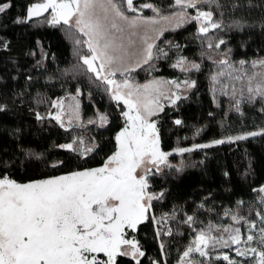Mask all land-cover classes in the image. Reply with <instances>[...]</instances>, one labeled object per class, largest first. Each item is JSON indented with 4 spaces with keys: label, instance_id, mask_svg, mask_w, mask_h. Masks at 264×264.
Returning a JSON list of instances; mask_svg holds the SVG:
<instances>
[{
    "label": "snow or ice",
    "instance_id": "snow-or-ice-1",
    "mask_svg": "<svg viewBox=\"0 0 264 264\" xmlns=\"http://www.w3.org/2000/svg\"><path fill=\"white\" fill-rule=\"evenodd\" d=\"M201 4L210 7L214 4L217 9L225 7L219 0H174L180 11L162 15L161 9L154 4H137L136 0H30L24 6V13L14 22L31 24L35 21L62 28L74 45L76 63L61 74L72 79L86 76L105 86L117 106L123 105L120 115L125 123L115 136V150L99 167L78 168L27 182L12 178L6 174L7 169L0 170V264H142L146 253L136 236L141 225L153 224L158 237L173 235L167 222L175 220L176 210L159 217L153 210V201H163L166 192H156L152 179L166 170L183 172L185 167L183 163L173 165L169 158L173 154L183 156L217 145L264 138L262 127L172 151L161 147L157 127L160 113L169 105L177 110L180 102L187 99L186 93L197 86L190 76L183 80L153 78L142 84L134 80L132 74L138 69L151 66L154 59L168 57L148 34L154 31L158 36L163 35L165 29L155 27L161 20L174 22L175 28L185 23L198 24L197 32L205 38L204 47L218 52L219 59L205 54L217 68L209 76L214 85L213 93L229 96L236 111H240L241 103L264 105V55L255 59H233L228 42L209 35L225 28L224 12L218 13L221 17L218 20L217 13L198 7ZM14 6V0H0V16L7 15ZM227 7L235 11L239 5L234 0ZM143 9H150L155 15L144 16ZM187 9H194L195 14L188 13ZM255 27L264 30V23L253 25L235 20L227 26L239 32ZM37 44L38 51L29 55L39 56L35 67L43 68L49 54L43 45ZM174 47L180 49L181 45ZM171 66L188 74L201 71V63L189 61L184 56H179ZM78 95H83L79 89L71 96L76 103L68 106L69 125L74 119H80ZM51 107L55 113L48 115L64 127L63 99L51 101ZM4 110L5 106L0 105V111ZM261 110L264 111V106ZM36 116L38 120L46 118L39 113ZM98 119L103 126L109 117L101 114ZM173 122L183 125L179 118ZM89 123L96 121L89 120ZM200 131L197 129L195 135ZM58 147L87 159L96 152L98 145L75 138ZM26 155L41 158V154ZM46 163L54 170L66 166L63 160ZM257 191L264 193V186ZM200 207L203 208V204ZM225 215L237 225H246V230L242 232L240 227H216L209 223L198 230L195 240L183 251L179 264H204L193 254L211 260L210 247L230 248L232 245L236 246L237 257L251 259L237 260L225 254L222 260L227 264H264V207L255 212L259 223L242 213L239 207L225 210ZM183 223L194 226L197 218L185 215ZM159 247L163 251L164 243ZM153 264L160 262L153 261Z\"/></svg>",
    "mask_w": 264,
    "mask_h": 264
},
{
    "label": "trees",
    "instance_id": "trees-1",
    "mask_svg": "<svg viewBox=\"0 0 264 264\" xmlns=\"http://www.w3.org/2000/svg\"><path fill=\"white\" fill-rule=\"evenodd\" d=\"M147 2L159 7L162 15L180 11L174 5V0ZM233 2L234 0H219L220 4L225 5L223 9H217L214 4L211 7L207 4L198 6L217 13L218 20L221 19L218 13L224 12L222 22L225 28L217 29L215 34L209 35L225 39L228 47L232 49V58L235 60L255 59L264 55V30L260 27L249 28L243 32L227 28L235 20H244L253 25L264 23L262 7L264 0H235L239 5L235 11L227 7ZM149 10L143 9V15L148 16ZM188 10L190 9L186 11ZM197 29L198 24L186 23L180 28L167 31L157 42V46L166 51L168 57L154 59L151 66L145 65L132 74L134 80L138 82H145L158 75L180 80L190 76L196 81V88L186 93L187 99L180 102L177 110L169 105L158 117L161 147L165 151L235 136L241 134L244 127L253 130L264 127V111L261 110L264 105L241 103L240 111H236L229 96L219 92L213 93L214 85L209 76L217 68L205 54L217 59L220 56L217 51L204 47L205 38L198 34ZM57 30L59 49L56 62L53 63L59 62L58 67L55 70L45 68L38 70L39 72L34 70L32 75H28L32 79L25 81V84L32 86L30 90L21 92L14 102L0 100V105L5 106V110L0 111V120L5 118L11 123L0 125V142L7 144L0 150V170L7 169L6 174L21 182L33 180L40 175L92 168L101 164L114 144L112 132L123 120L120 115L123 105L117 106L110 94L105 91V86L93 82L86 76L72 79L61 74L62 70L70 69L76 63V59L71 39L62 28ZM175 44L181 45V48L176 49ZM179 56L201 63V71L188 74L181 72L179 68H173L171 65ZM77 87L88 98L82 101L84 120H88L86 114L93 111L96 105L104 109L108 115V126L101 128L93 123L94 125L91 124L86 129L68 130L51 119L48 113H55L51 101L59 98L61 93L73 95ZM36 113L46 118L38 120ZM177 118L183 121V125L174 124L173 121ZM197 129L201 130L199 135H195ZM69 136L71 139L65 141ZM80 136H83L86 143L91 141L98 145L96 152L87 159H80L76 154L58 147ZM27 153L41 154V158L27 156ZM169 159L173 165L179 166L183 163L185 167L183 172L166 170L163 175L152 179V186L156 192L161 190L166 192L163 201H153V210L157 217L176 210L175 220L167 222L173 235L158 237L155 236L153 224L141 225L136 236L146 253L142 258V264H153V261H159L160 264H178L183 251L196 238L198 230L205 228L209 223L216 227L232 225L240 227L242 232L245 231L246 225L235 224L230 216L225 215V210H236L239 207L242 213L259 223L255 212L264 207L262 202L264 193L257 191L264 179V138L257 137L235 144L217 145L185 153L183 156L173 154ZM55 160L65 161L66 166L59 170L49 168L46 162ZM240 201H243V204L238 205ZM201 204L203 208L200 207ZM185 215H195L197 224L189 226L183 223ZM161 242L165 245L163 251L159 247ZM226 249L228 248L216 246L210 247L209 251L215 254ZM202 260L204 264H222L220 260Z\"/></svg>",
    "mask_w": 264,
    "mask_h": 264
},
{
    "label": "rangeland",
    "instance_id": "rangeland-1",
    "mask_svg": "<svg viewBox=\"0 0 264 264\" xmlns=\"http://www.w3.org/2000/svg\"><path fill=\"white\" fill-rule=\"evenodd\" d=\"M148 0H136L137 4H142L144 2H147ZM30 0H14L15 6L8 12L7 15L5 16H0V100H8V101H15L19 94L21 92H25L28 89H31V85L25 84V81L29 80L28 75L31 74L35 71L41 70L42 68H37L35 67L36 60L39 59V56L33 57L29 55L30 52L33 51H38V44L37 42L40 43V45H43L44 51L49 54V58L44 62V67L43 69H54L58 67V63H53L56 62V55L58 54V49H59V42H58V37H59V31L57 30L58 28H52L44 23H39L37 24L35 21L32 22L31 24H17L14 22L15 18L17 16H20L24 13V6L29 3ZM192 10V11H191ZM148 17L154 16L155 13H153L151 10H149ZM190 14H195L194 9H190L187 11ZM131 15V13H129ZM144 14V13H143ZM145 16V15H144ZM42 21L43 18H40ZM186 24V23H185ZM184 25V24H183ZM157 29H165L163 31V35L169 31L176 29L174 22L169 23L167 21L161 20V22L155 26ZM149 36L152 37V39L155 40V43L161 39L163 35H157L156 32L150 31ZM7 44V48H4L3 45ZM57 64V65H56ZM35 70V71H34ZM39 72V71H38ZM37 73V72H36ZM35 73V74H36ZM153 78H161V79H167L166 77L162 75H158L156 77H152L149 80ZM147 80V81H149ZM167 80H172V79H167ZM145 81V82H147ZM137 83H145V82H138ZM77 89L81 91L80 88L77 87ZM77 89L73 95H76ZM4 92V94H3ZM64 95V94H63ZM62 93L60 95V99H63L64 105H65V129H73V128H81V129H86V127L90 126L93 123H89V120H94L96 121V124L104 128L108 126V122H106L103 126L100 125L99 123V115L105 114L104 109L98 108V106H94V110L90 111L89 113L86 114L88 117V120L85 121L83 116V110H84V105L82 101L87 100L88 98L83 95H78L77 96V101L79 102L80 108V119L79 120H73L72 124L69 125L67 123L69 116H70V109L69 105H74L76 101H73L71 99V96L73 95H64ZM7 97H9L7 99ZM11 98V99H10ZM2 100V101H4ZM162 114V113H160ZM91 116V118H90ZM108 116V115H107ZM7 118V117H6ZM123 119V117H122ZM155 119V118H154ZM124 120V119H123ZM120 121V125L112 132L113 133V138H114V144L109 150L107 156L111 155L113 151L116 148V142H115V136L117 133L121 130V128L124 126V121ZM11 123H8V121L5 118H2L0 120V125H10ZM94 125V124H93ZM158 127V124H157ZM253 128H242V133L252 131ZM79 138L83 139V136H80ZM257 138V137H256ZM71 137L69 136L68 139L65 141H69ZM250 139H255V138H250ZM72 141V140H71ZM70 141V142H71ZM6 142H0V150L4 149L6 147ZM75 154V153H74ZM104 157L102 163L104 160L107 158ZM101 163V164H102ZM101 164L95 166L99 167ZM92 167V168H95ZM68 172V171H65ZM64 172H55L52 173V175H59ZM51 175V174H49ZM48 176V175H47ZM45 175H40L39 177L35 179H40L44 178ZM34 180V179H33ZM18 181V180H17ZM29 181V180H27ZM22 181V182H27ZM21 182V181H19ZM264 186V179L260 182L259 187ZM223 235V233H219ZM195 240V239H194ZM243 247V245H241ZM235 245H232L230 248L217 252L215 254H212L211 251V256L213 260H220L222 264H227V261L222 260V256L227 254L230 257H233L237 260H250L251 258H245V257H237L235 253ZM197 260H208L207 258H201L198 256V254H193ZM218 257H221L218 259ZM211 259V260H212ZM179 264V263H178Z\"/></svg>",
    "mask_w": 264,
    "mask_h": 264
}]
</instances>
